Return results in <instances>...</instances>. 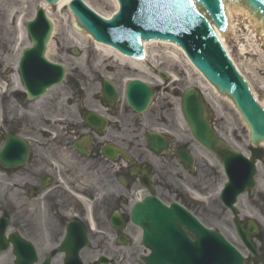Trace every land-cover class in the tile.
<instances>
[{
  "label": "flooded vegetation",
  "instance_id": "af4514ba",
  "mask_svg": "<svg viewBox=\"0 0 264 264\" xmlns=\"http://www.w3.org/2000/svg\"><path fill=\"white\" fill-rule=\"evenodd\" d=\"M7 8L0 0V264H17L14 248L25 259L22 264H98L101 254L123 264H141L131 240L126 247L132 248L130 251L117 252L105 237H115L119 243L120 236L137 232L129 214L132 197L137 201L139 195L149 193L170 203L182 196L180 188L189 181L177 169L189 171L178 154L190 150L192 142L170 137V150L161 155L150 153L148 158L142 145L135 143L142 130L146 138L144 121L134 118L130 122L117 115L120 102L116 107L106 106L100 84L92 92V106L83 104L85 98L78 87L67 101L63 91L54 100H42L51 96L49 92L29 100L23 87L18 89L16 63L12 62L16 27L13 15L7 23ZM15 101L26 115H21ZM61 101L68 107L59 106ZM88 110L101 116L100 124L86 122L83 113ZM8 137L20 138L26 150L14 146L7 150L9 159H3ZM113 143L122 152L108 158L104 149ZM248 150L258 165L255 196L250 198L256 207V227L250 228L253 216L242 215L240 210L238 214L254 250L236 230L227 237L242 252L245 264H264V144H249ZM8 160L12 165L4 164ZM117 213L122 224L112 225ZM4 219L8 221L5 238ZM4 239L10 246L5 252Z\"/></svg>",
  "mask_w": 264,
  "mask_h": 264
},
{
  "label": "water",
  "instance_id": "95a60500",
  "mask_svg": "<svg viewBox=\"0 0 264 264\" xmlns=\"http://www.w3.org/2000/svg\"><path fill=\"white\" fill-rule=\"evenodd\" d=\"M46 1L54 4L58 0ZM118 1L120 11L111 20L97 15L82 0H73L69 8L75 14L78 25L84 27L88 34L91 33L99 42L109 43L123 54L143 58L141 40H170L180 45L218 91L233 99L250 126L252 140L258 142L264 139V105L249 82L263 107L255 99L250 86L223 46L230 50L218 34L224 44L222 46L211 26V22H214L219 30L226 31L224 2L231 0ZM242 2L251 10V14L264 23V0ZM200 8L204 12H200ZM52 23L44 7H39L35 17L26 24L33 45L24 50L20 71L31 97L40 96L49 86L60 83L66 72L64 65L52 62L45 56L53 30ZM143 59L148 60L147 51ZM103 86L107 98L115 99L117 93L114 85L105 79ZM153 95V88L142 80L134 79L128 83V103L138 112L147 109ZM223 97L233 103L227 96ZM181 106L194 138L223 162L228 182L220 199L235 213L234 204L238 196L248 189L252 193L256 185L254 163L217 138L207 118V106L197 88L189 87L183 92ZM87 117L92 124L95 115L91 113ZM148 140L149 147L156 152L167 146V140L160 134H149ZM110 152L114 153L115 149H110ZM182 159L189 166L191 159L187 153L183 154ZM131 219L143 229V243L151 250L148 256H143L147 264H244L242 254L220 232L209 230L176 202L168 206L158 198L148 196L133 206ZM234 223L241 231L242 226L237 218ZM185 229L193 233L196 240L189 238Z\"/></svg>",
  "mask_w": 264,
  "mask_h": 264
},
{
  "label": "rangeland",
  "instance_id": "374dc122",
  "mask_svg": "<svg viewBox=\"0 0 264 264\" xmlns=\"http://www.w3.org/2000/svg\"><path fill=\"white\" fill-rule=\"evenodd\" d=\"M87 1L93 9L102 15L108 16L116 11L113 0ZM42 3H44V0H2L3 6H8L6 10L7 23L10 24L9 21L12 20L11 17L13 15V25L16 27L13 63H15V58L20 54L21 50L31 44L29 37L26 35L24 24L33 17L36 9ZM241 7L243 8L244 6L241 5ZM238 8H231L232 28H228L223 33L224 41L252 87H254L256 95L264 103V24L259 21L258 17L252 16L251 12L249 13L245 7L242 12ZM48 9V14L56 23V32L48 45L47 57L54 62L66 65L68 73L61 84L50 90L49 94L53 97H42V100H46V98L54 100L58 93L63 91V100L67 101L70 98V94H73V88L78 87L85 98L83 104L92 106V92L95 90L96 85L99 86L101 78L108 77L111 82L117 85L119 91L123 92L126 80L138 77L140 80L143 79L152 83L153 86L159 87L154 104L150 110L139 116L129 110L126 102L121 101L117 115L130 119V122H133L134 118L141 119L144 121L143 127L145 129L155 127L159 130L169 131L175 140L180 141L179 139L183 137L184 139L191 137L181 113L180 93L188 86H199V83H201L204 84L205 93L208 94V97L205 96L204 98L212 107V117H214L213 120L218 131L229 137V140L230 138L235 140L240 145V148L248 152L250 131L240 112L233 103L226 101L222 95H219L209 85V82L203 76L201 77L192 68L183 53L177 51L180 60L163 58L162 55H168L167 50L159 45L154 46L157 43H152L147 46L148 55L151 58V54L157 51L156 61L148 60L140 69L129 64L120 65V61L117 62L115 57L109 59L108 53L97 48L93 38L83 32L85 30L79 31L75 22H73V16L68 7L58 9L55 5ZM20 22L23 23L22 27ZM5 26L7 27V25ZM22 30L23 35H21ZM74 48L79 51L78 55L73 53ZM173 49L176 53V49ZM158 72H163L169 76L174 74L178 80L173 82V77L171 76L167 80L161 79L158 76ZM18 88L19 90L21 89L20 86ZM15 102L20 107L18 101ZM58 105L68 107L67 103L64 104L63 101L59 102ZM19 109L21 115H26L24 109H21V107ZM155 118H157L156 121ZM130 129L131 131L134 130V125L131 123ZM142 132H140V139L135 141V143L139 142L142 145V150L150 158ZM131 140L134 142L133 135ZM191 148L196 154L197 168L193 176L183 172L181 168L177 169L183 175L184 180L189 181V183L180 188V190L184 191V194L181 191L182 196L179 195L176 200L189 207L207 226L219 229L227 236H232L235 230L230 219L231 214L225 211L218 199L220 188H222L226 180L222 164L213 154L194 140ZM179 182L181 184L182 181L179 180ZM133 199H135V196L132 197ZM238 208L242 215H251L253 218L257 216L256 207L247 195L240 197ZM106 239H108L107 244L109 243L115 249H119L113 238ZM133 246H138L136 248L138 258L139 254L144 251L143 247L139 246L138 234H135ZM133 246L132 248H134ZM131 249L126 250L130 251Z\"/></svg>",
  "mask_w": 264,
  "mask_h": 264
},
{
  "label": "bare ground",
  "instance_id": "6f19581e",
  "mask_svg": "<svg viewBox=\"0 0 264 264\" xmlns=\"http://www.w3.org/2000/svg\"><path fill=\"white\" fill-rule=\"evenodd\" d=\"M73 0H58L57 2H55L54 4H49L48 2H46L45 0H44V3H42L43 5H45L46 4V8H47V11L49 10L48 8L49 7H51V6H55L56 5V7L58 8V9H62V8H64V7H68V5H70L71 4V2H72ZM84 1H86V3L87 4H89L90 5V3H88V1L87 0H84ZM113 2H114V5H115V9H116V11L114 12V13H116L117 12V9H118V7H119V4H118V1L117 0H113ZM241 2H240V0H236V1H234V0H231V1H226V11H227V14H228V17H227V25L229 26L228 28H232V11H231V8H238V10L240 11V12H242V11H244V7L242 8H240V6H241V4H240ZM91 6V5H90ZM231 7V8H230ZM70 11V10H69ZM71 12V14H72V16H73V22H75V24L77 25V22H78V20L76 19V16H75V14L72 12V11H70ZM49 13V11L46 13V14H48ZM112 15V14H111ZM111 15H108V16H106V15H103L104 17H106V18H109V17H111ZM48 16H49V18L52 20V24H54V27H53V34L56 32V26H55V22H54V19L50 16V14H48ZM20 25H21V27L23 26V23H21L20 22ZM77 28L79 29V31H83L84 29H81V27L79 26V25H77ZM216 28V27H215ZM217 31H218V34L221 36V38H222V40L224 41V37H223V33H219V30L218 29H216ZM83 32H85L87 35H89V36H91L90 34H88V32H86V30L85 31H83ZM24 33H23V30H22V33H21V35H23ZM92 37V36H91ZM93 38V37H92ZM93 40L95 41V43H96V45H97V48H99V49H101V50H103L104 52H106V53H108V55H109V59H111V57H115V59L117 60V62L118 61H120V65H123V64H129V65H131L132 67H135V68H141L144 64H146V62L149 60V61H156L157 59V55H158V52L156 51V52H154L153 54H151V58H150V55H148V48H147V46H148V44H152V43H157V44H154V46H162L165 50H167V53H168V55L167 54H165V55H162V57L163 58H171V59H178V60H180V58H179V55L177 54V51H180L181 53H183V55H184V57L186 58V61L192 66V68H194L200 75H201V72H199L198 70H197V68L192 64V62H191V60L188 58V56L185 54V52H184V50L182 49V48H180V46H178L177 44H175V43H172V42H168V41H165V42H163V41H160V40H152V41H145V47H146V51H147V56H148V60H146V59H138V58H134V57H131V56H127V55H125V54H122V53H120L118 50H116L115 48H113L112 46H110L109 44L108 45H106V44H103V43H100V42H97L94 38H93ZM224 43H225V41H224ZM226 44V43H225ZM50 47H51V45H50ZM49 47V48H50ZM173 48H175L176 50V53L174 52V49ZM169 49H171V50H169ZM172 49H173V51H172ZM203 76V75H202ZM201 76V77H202ZM171 77H173L172 79H173V82H176L177 80H178V78L174 75V74H171ZM159 81H161V79H159ZM209 85L219 94V95H221L220 93H219V91L214 87V86H212L210 83H209ZM199 86H200V88L204 91V94H205V96L206 97H208V94L207 93H205V86H204V84H201V83H199ZM263 105H264V103H263Z\"/></svg>",
  "mask_w": 264,
  "mask_h": 264
}]
</instances>
